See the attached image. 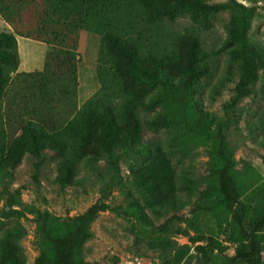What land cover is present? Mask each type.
Instances as JSON below:
<instances>
[{"label":"rangeland","instance_id":"374dc122","mask_svg":"<svg viewBox=\"0 0 264 264\" xmlns=\"http://www.w3.org/2000/svg\"><path fill=\"white\" fill-rule=\"evenodd\" d=\"M204 1L209 5L235 3L252 10L246 38L260 49L264 59V0ZM120 2L124 17L119 20V30L113 32L123 42H135L142 57L177 55L178 42L185 36L197 38L208 52L201 64L206 73L200 78L198 98L209 115L211 138L226 144L231 177L241 201L251 214L255 213L257 202L264 199V62L255 81L237 94L240 73L236 66L229 69L227 53L219 50L233 20L230 11L218 12L203 28L185 13L173 21L147 23L131 0ZM9 27L0 16V33L11 32ZM83 31L79 32L78 43ZM46 52L45 45L43 63L35 71L42 70ZM118 63L103 49L96 67L106 90L98 91L99 87L84 102L78 100L77 88L53 96L54 111L47 117L64 127L96 104L101 108L113 106L120 117L124 102L119 96ZM23 73L18 72V66L15 71L6 69L0 92V264H45L43 238L38 230L41 219L47 217L66 229L94 205L105 208L89 225V237L77 251L78 264H222L225 257L233 255L237 240L229 232V216L213 207L212 198L204 196L214 182L207 144L178 140L172 130L149 131L143 122L153 113L139 111L142 131L137 147L141 153L124 154L114 165L107 158L90 164L80 156L78 145L65 137L71 146L67 156L76 163V169L72 183L58 184L55 177L59 157L46 154L36 168V158L14 150L24 123L33 117L28 109H40L31 101L27 102L28 108L24 107ZM31 121L50 133L37 119ZM157 149L170 167L177 201L174 208L150 203L132 173L144 171L152 160L150 154ZM260 241V264H264V231Z\"/></svg>","mask_w":264,"mask_h":264},{"label":"trees","instance_id":"16d2710c","mask_svg":"<svg viewBox=\"0 0 264 264\" xmlns=\"http://www.w3.org/2000/svg\"><path fill=\"white\" fill-rule=\"evenodd\" d=\"M131 1L139 7L147 23L173 21L185 13L193 22L207 28L218 12L230 11L233 20L219 50L227 53L229 69L236 66L240 73L237 94L243 93L255 81L264 59L260 49L246 38L252 10L235 3L209 5L204 0ZM123 7L120 0H0V16L12 29L0 33V92L6 81L4 71L8 68L15 71L18 66L15 35L47 46L42 70L20 74V78L26 84L24 107L28 108L30 101L40 106L39 110L28 109V115L42 123L50 133L43 126L36 127L30 118L24 123L16 142L18 148L14 150L19 149L21 155L36 158V168L46 154L59 157L55 181L61 185L69 184L74 179L76 163L67 156L71 146L65 137L78 145L85 162L93 164L100 158H107L114 165L124 154L141 153L137 147L142 131L138 113L152 112L153 116L143 122L147 130H172L178 140L207 144L214 182L204 196L212 198L213 207L223 215L227 213L229 232L237 240L233 255L225 257L222 264H260L264 199L257 202L253 214L241 201L231 177L226 144L222 139L211 138L207 124L209 115L198 98L200 78L206 73L201 64L208 58V52L197 38L185 36L178 42L177 55L142 57L135 42H123L113 32L119 30V20L124 17ZM82 30L100 36L97 64L103 49L119 62L117 72L123 113L119 117L113 106L101 108L96 104L85 110L77 121L61 127L47 116L54 111L51 103L56 100L53 96L75 92L77 88L79 58L76 50ZM96 69L98 91L103 92L106 83L99 73V66ZM150 155H153L152 160L144 171H132L136 183L150 203L174 208L177 201L165 155L159 149ZM104 208L103 205L90 207L66 229L43 217L38 230L43 238L45 264H78V248L89 237L90 223ZM10 264L20 263L12 261Z\"/></svg>","mask_w":264,"mask_h":264},{"label":"crops","instance_id":"0c3cea01","mask_svg":"<svg viewBox=\"0 0 264 264\" xmlns=\"http://www.w3.org/2000/svg\"><path fill=\"white\" fill-rule=\"evenodd\" d=\"M16 42L18 72L27 73L38 70L43 63L45 45L19 36H16ZM99 44L100 38L97 35L84 31L80 34L77 63V98L80 102L89 99L100 87L96 76Z\"/></svg>","mask_w":264,"mask_h":264}]
</instances>
